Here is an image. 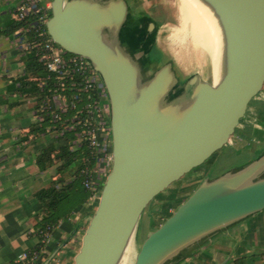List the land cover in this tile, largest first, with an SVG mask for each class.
<instances>
[{
	"label": "water",
	"instance_id": "obj_1",
	"mask_svg": "<svg viewBox=\"0 0 264 264\" xmlns=\"http://www.w3.org/2000/svg\"><path fill=\"white\" fill-rule=\"evenodd\" d=\"M198 1L222 30L217 82L199 74L181 82L171 61L149 74L158 23L150 16L135 20L126 0L51 1L48 37L89 63L110 111L111 170L71 264H121L144 212L183 191L182 184L202 181V165L225 147L235 148L264 108V0ZM262 210L264 152L203 180L147 235L134 264H177Z\"/></svg>",
	"mask_w": 264,
	"mask_h": 264
},
{
	"label": "crops",
	"instance_id": "obj_2",
	"mask_svg": "<svg viewBox=\"0 0 264 264\" xmlns=\"http://www.w3.org/2000/svg\"><path fill=\"white\" fill-rule=\"evenodd\" d=\"M51 1L40 0V7L49 11ZM15 3L0 0V264H16L39 242L33 234L41 209L35 194L49 187L55 174V167L41 171L35 161L54 144L55 134L20 143L36 118L35 100L14 92L24 73L17 35L7 34ZM93 212V204L86 203L60 223L44 251L47 264H71ZM177 264H264V210L208 238Z\"/></svg>",
	"mask_w": 264,
	"mask_h": 264
},
{
	"label": "trees",
	"instance_id": "obj_3",
	"mask_svg": "<svg viewBox=\"0 0 264 264\" xmlns=\"http://www.w3.org/2000/svg\"><path fill=\"white\" fill-rule=\"evenodd\" d=\"M47 14L48 10L41 8L39 13L29 14L21 20L14 13L12 26L7 31V34H15L18 30H25L21 34L27 43V49L22 51L21 57L24 73L17 80L18 87L14 92L35 100L36 122L22 131L20 143L33 141L47 133L57 136L54 144L44 147L35 158L41 171L55 167L49 187L35 194L41 209L36 217L33 234L39 242L25 252L24 260L16 264H43L48 259L44 251L53 231L71 216L76 207L88 203L92 198V193L85 185L90 181V174L96 169L98 161V151L90 145L88 131H96L98 127L93 108L100 102L99 95L95 87L86 89V73L75 70L70 76L59 80L47 71L41 61L43 52L40 48L49 39L44 25ZM150 53L148 62L163 64V59H153ZM66 56L73 57L70 54ZM56 97L64 101L62 110L56 109ZM258 118L264 127V108ZM105 121L110 126L109 119L105 118ZM193 192L177 205L175 211ZM159 227H154V230Z\"/></svg>",
	"mask_w": 264,
	"mask_h": 264
},
{
	"label": "rangeland",
	"instance_id": "obj_4",
	"mask_svg": "<svg viewBox=\"0 0 264 264\" xmlns=\"http://www.w3.org/2000/svg\"><path fill=\"white\" fill-rule=\"evenodd\" d=\"M126 1L131 6H134L136 9V14L145 12L158 23V28L155 34V44L160 51L158 49H154L150 53L153 59H163V63L166 61H171L181 82L185 81L194 74H199L204 80H210L211 67L209 59L207 57L199 56L198 53L193 51L187 45H183V43L179 42V31L182 29L183 24L179 12L178 0ZM186 30H188V28H186ZM187 41L188 39H186L185 44ZM160 65L161 64L157 63L150 65V67L147 69V72L149 74L152 73ZM102 108L104 114L110 117L108 101L106 99H103L102 101ZM257 122H259V120H257ZM258 128L259 127H257L256 130ZM250 131V128L246 130L244 135L246 138L242 140V142L239 143L235 148L227 149L225 147L214 154L209 159V161L202 165V167L198 170L201 173L202 181L206 178H216L223 173L230 171L231 169L239 168L252 161L256 156L264 151V130L256 131L253 134H250ZM250 136L258 140V142L256 141L257 143L255 142L254 144L247 145V141ZM239 148H242L245 151L240 153ZM236 152L237 154L235 155ZM195 171L197 170L187 174L183 180L187 182L190 181L192 174ZM191 182L188 183L189 185L186 183L182 184V186L187 185L185 189L177 194L173 193L169 199L166 198L165 195L162 200L155 201L152 206L144 212L139 221L135 236L131 241L128 253L126 255L125 264H134L135 256L147 235L155 229L154 227L161 226L166 218L175 211L177 205L182 200L186 199L187 196L193 190H195V188L200 183V181H195V183L194 181ZM97 203V199H95L92 203L94 210L97 206Z\"/></svg>",
	"mask_w": 264,
	"mask_h": 264
},
{
	"label": "built area",
	"instance_id": "obj_5",
	"mask_svg": "<svg viewBox=\"0 0 264 264\" xmlns=\"http://www.w3.org/2000/svg\"><path fill=\"white\" fill-rule=\"evenodd\" d=\"M11 1L13 2L14 0ZM40 11V0H16L14 6V13L17 14L21 20L25 19L29 14H37ZM23 32H25V30H18L15 32L17 35V44L20 46L21 53L23 50L27 49L26 40L21 35ZM40 48L43 52L41 61L48 72L54 74L59 80H63L65 77L70 76L75 70L86 73V89L95 87L99 95L100 102L93 108V111L95 112L94 117L97 121L98 127L96 128V131H88L90 145L98 151L97 167L90 174L91 179L90 181H87L85 185L92 193V198L88 203H93L95 199H99L101 188L112 165L111 132L110 126L107 125L105 121V118L109 119V117L104 114L102 108L103 99L107 100L104 86L99 75L92 69L88 62L79 56H66L67 53L55 45L50 38L45 41ZM55 105L56 109L62 110L64 108L63 99L61 97H56ZM25 258L26 254L23 253L20 256L19 261L24 260Z\"/></svg>",
	"mask_w": 264,
	"mask_h": 264
},
{
	"label": "bare ground",
	"instance_id": "obj_6",
	"mask_svg": "<svg viewBox=\"0 0 264 264\" xmlns=\"http://www.w3.org/2000/svg\"><path fill=\"white\" fill-rule=\"evenodd\" d=\"M178 2L183 24L179 31V42L187 45L199 56L209 59L210 78L213 82H217L222 68L223 52L225 51L222 30L212 13L198 0H178ZM186 39L188 41L185 44ZM129 247L121 264L126 263Z\"/></svg>",
	"mask_w": 264,
	"mask_h": 264
},
{
	"label": "flooded vegetation",
	"instance_id": "obj_7",
	"mask_svg": "<svg viewBox=\"0 0 264 264\" xmlns=\"http://www.w3.org/2000/svg\"><path fill=\"white\" fill-rule=\"evenodd\" d=\"M129 6H130V9H131V12H132L133 14H136V9L134 8V6H131L130 4H129ZM142 16H149V15H148L147 13H145V12H142V13H137L134 17H135V20H138V19H139L140 17H142ZM154 47H155V48H158L157 45L154 44L153 47L151 48V50L154 49ZM148 55H149V54H148ZM257 127H259V128H258L259 130H258V129L256 130ZM262 130H264V127H263L259 122H256L255 125L253 126V128L251 129V131H250L251 133H250V134H253V133H255L256 131H262ZM245 138H246V137H245ZM245 138H244V139H245ZM244 139H243V140H244ZM256 141L258 142V140L254 139V138L251 136V137L248 139V145L254 144ZM241 142H242V141H241ZM241 142H240V143H241ZM257 142H256V143H257ZM244 151H245L244 149L239 148V152H240V153H241V152L243 153ZM236 154H237V152L235 153V155H236ZM256 157H257V156H256ZM256 157H255V158H256ZM255 158H254V159H255Z\"/></svg>",
	"mask_w": 264,
	"mask_h": 264
}]
</instances>
